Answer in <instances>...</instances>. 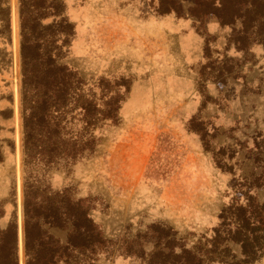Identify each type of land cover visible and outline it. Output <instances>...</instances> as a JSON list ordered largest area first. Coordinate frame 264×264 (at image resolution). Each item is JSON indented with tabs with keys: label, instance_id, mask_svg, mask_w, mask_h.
I'll return each instance as SVG.
<instances>
[{
	"label": "rangeland",
	"instance_id": "374dc122",
	"mask_svg": "<svg viewBox=\"0 0 264 264\" xmlns=\"http://www.w3.org/2000/svg\"><path fill=\"white\" fill-rule=\"evenodd\" d=\"M223 1L0 0V242L13 225L20 264L26 209L66 245L70 217L44 214L77 201L104 243L58 264H157L170 240L264 264V6Z\"/></svg>",
	"mask_w": 264,
	"mask_h": 264
},
{
	"label": "trees",
	"instance_id": "16d2710c",
	"mask_svg": "<svg viewBox=\"0 0 264 264\" xmlns=\"http://www.w3.org/2000/svg\"><path fill=\"white\" fill-rule=\"evenodd\" d=\"M238 2H240V0H237V3ZM224 4L225 1L221 0V7H224ZM251 5H255V7L256 5L264 6V3H261L260 0H253ZM220 17H222L223 23L233 21L234 19L233 16ZM61 70L65 71V67H61ZM24 75V80H26V72ZM59 84L60 86L57 91L60 97H64L66 92L64 76L61 77ZM46 96L42 102L45 105H49L50 97ZM86 109L88 110V108ZM37 113L39 112H36L35 115ZM46 115L47 113L44 111L42 116L45 117ZM25 127L27 128L26 120ZM55 132H57V128H51L49 130V138H53ZM83 151L84 148H81L75 155L79 156ZM64 208L65 207L57 206L50 213L44 214V217L51 226L59 227L67 226L65 222H67V218L70 217V224L68 225L71 226V231L68 235L66 245L61 244L54 236L47 234L39 218L30 216L28 209H26V214L28 215L25 223L26 264H58L63 260L64 254L66 253L65 250H80L82 252L95 251L104 243V239L101 237L93 218L90 216L88 206L81 201H77L75 204L70 205L68 210ZM162 230H164L163 227ZM5 232L6 238L0 242V264H20L16 249L18 235L15 233L14 226L10 225ZM167 232H169V230ZM248 243L249 242L246 240L243 245H248ZM165 246L171 250H168V252L164 249L159 250L157 256L160 261L157 262V264H168L167 261L171 256L174 258V261L169 264H203L202 259L189 249L183 248L180 253H177L174 250L172 240ZM130 249L132 248L130 247ZM129 251L132 253V250ZM162 255L165 256V258L162 257ZM250 258L251 257H248L247 260Z\"/></svg>",
	"mask_w": 264,
	"mask_h": 264
}]
</instances>
